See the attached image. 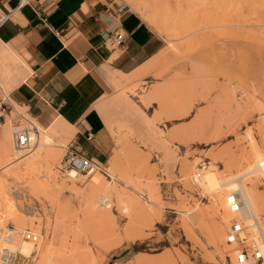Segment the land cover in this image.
<instances>
[{
    "label": "rangeland",
    "instance_id": "rangeland-1",
    "mask_svg": "<svg viewBox=\"0 0 264 264\" xmlns=\"http://www.w3.org/2000/svg\"><path fill=\"white\" fill-rule=\"evenodd\" d=\"M158 1L169 5L116 0L163 38L164 50L106 99L115 150L107 164L95 161L93 174L71 182L62 170L73 138L61 125L49 129L56 120L43 127L14 103L4 114L0 108V130L10 129L12 140L16 128L35 122L51 136L55 153L48 162L17 169L9 166L17 153L5 157L6 138H0V199L13 200L25 219H6L0 234L9 227L24 241L27 230L50 235L53 264H238L240 247L226 239L233 222H260L264 230V214L255 218L242 202L240 216L232 214L218 198L223 190L209 192L201 184V174L212 170L232 182L224 191L236 189L233 179L241 176L248 190L264 194L262 176L255 184L257 177L246 174L248 154L262 147L264 134V0ZM15 66L20 82L26 80V65ZM0 86V105L11 102L15 88L1 77ZM36 184L47 192L34 193ZM103 195L109 198L100 203ZM219 225L225 236L218 246L211 233ZM31 260L38 264L35 255Z\"/></svg>",
    "mask_w": 264,
    "mask_h": 264
},
{
    "label": "crops",
    "instance_id": "crops-1",
    "mask_svg": "<svg viewBox=\"0 0 264 264\" xmlns=\"http://www.w3.org/2000/svg\"><path fill=\"white\" fill-rule=\"evenodd\" d=\"M120 7L126 6L116 0H0V77L15 88L8 103L43 127L56 120L49 129H67L75 149L102 165L115 150L106 99L164 50L163 38L139 14ZM122 33L124 43L112 46ZM19 62L30 72L22 82ZM9 130H0L3 155Z\"/></svg>",
    "mask_w": 264,
    "mask_h": 264
},
{
    "label": "bare ground",
    "instance_id": "bare-ground-1",
    "mask_svg": "<svg viewBox=\"0 0 264 264\" xmlns=\"http://www.w3.org/2000/svg\"><path fill=\"white\" fill-rule=\"evenodd\" d=\"M157 2H159V1L157 0ZM161 2H162V4H161ZM188 2H189V0H188ZM188 2H186V3H188ZM158 4L161 6L163 5V7H165V5L166 6L169 5V2L168 1L167 2L166 1H160ZM2 53L3 52H1V54ZM0 91L2 93H5V90L1 86H0ZM2 102H7V101L3 100ZM9 106L11 108L10 104H9ZM4 113L5 112L2 111V114H4ZM18 114H19L18 116H21L22 118L24 117L21 115L20 112ZM23 119H25V121H28L25 117ZM29 124H30V127L24 126V127L16 128L17 130L13 133V140L10 138V142L8 144V149L5 152V155H8V156L10 154L9 152H12V150H14L17 153V157L15 158V161L13 163L9 164V166L10 165L11 166H13V165L17 166L16 167L17 169H24L23 168L24 166H25V168L35 167L39 163L48 162L51 160V158L52 159L55 158V157L53 158L55 153L53 151H51L52 149L51 150L49 149L52 145H54L51 136L45 131L44 128H42L38 124H35V122L34 123L29 122ZM262 125H263L262 129H259V131L261 133H263V130H264V123ZM23 129L30 130V137H31L30 147L32 148V146L34 144L36 146V148H35L36 150L32 154L30 152L26 153V151H30L31 148L30 149H18L16 147L15 139H14L15 133H17ZM12 142H14V143H12ZM257 145H255L253 147V155L249 156V154H248L249 159L246 158L250 162L246 174H248V176L257 177V179L255 180V184H257V182L261 178V176L264 180V154L262 153L264 150L261 149L262 147L264 148V134H262V144H261L262 147L260 148ZM245 162H246V160H245ZM95 171H96V168L94 169V171L92 173L84 174V176H87V175L89 176V175L93 174ZM201 172H200V174H201ZM67 173H68L67 176L71 182H75V180L77 182L82 175V174L77 173L75 170H69ZM201 175H202L201 184L205 189H208L209 192H215V191L223 190L220 194H218V198L227 202L228 209L232 214H238L240 216V213H241V203L240 202H242L243 205L245 204V208H247V211L252 216H254L255 218H257L258 213L264 214V194L258 193L255 188L252 190H248L243 185V183L240 181L242 179L241 176H238L236 179H233L235 182H238L236 189H233V191H230V190L224 191V189L227 187V185L231 184L232 182L227 184V182H225V180L223 181L222 178L220 176H218L217 173L213 172L212 170L205 171ZM195 177L199 178L198 175H195ZM198 182L200 183V181H198ZM46 188H47V186H45L43 184H36L34 186V193L39 192V191L43 193V191H46L45 190ZM38 195H39V193H38ZM108 198L109 197H107L106 195H103L102 198L100 197V203L102 201H107ZM8 201H9V203H8ZM6 205L8 207H6ZM7 208H8V211L6 212ZM17 210H19V209H16L15 204L13 203V200L10 201L7 199L3 203L2 198H1L0 199V223L1 222L3 223V221H5L6 219H8V220L12 219V221L14 220L16 224H21V222L25 221V219L22 217V215H19L17 213ZM77 223H80V222L77 220ZM234 224L239 225L241 227V231L237 234H234L235 239L233 242H230L229 237L231 235V232H233L232 228H233ZM7 228H8V229H6L7 232H2L0 234L1 235L0 238L3 242V244H1L3 246H2V248H0V250L9 249L15 254H20V255H23L26 257L27 256L31 257L32 255H35V258L37 259L38 264H51V263L53 264V261H54L56 256H55V253H54V250L52 247L53 244H52L50 235H47L46 238H43L41 236V234L31 231L32 233L37 235L38 241L37 242H33V241L27 242V241H24L21 239V234H20V232H18L19 231L18 228H16L17 234L19 233L18 234L19 238H17V239L14 238L15 230L13 228H9V227H7ZM184 228H185L186 234L190 238H193L194 237L193 231L190 230V228H188L187 225ZM245 229H247V231H248L247 234L245 232ZM7 234L13 235V239L10 240L11 242H8V241L5 242L4 241V240H6L5 236ZM24 234L22 235V237L24 236ZM224 236H225V232H224V229L222 228L221 225L216 226L211 233L212 241L218 246L221 242H223ZM41 237H42V239H41ZM226 239H227V244L230 246H233V248H235L234 246L240 247V249L238 250V254L236 253L238 264H260V261H258V260H261L262 264H264V230L260 226V222H255L252 225L245 226L243 221H235L231 225L230 230L227 233ZM246 242H250L251 245L254 247L246 246L245 245ZM219 250H221V249L219 248ZM245 250L248 252V255L246 258L243 257L244 261L242 262L240 258H241L242 254L245 255ZM235 251H237V249ZM257 254L260 255V258L257 257ZM0 264H2L1 259H0Z\"/></svg>",
    "mask_w": 264,
    "mask_h": 264
},
{
    "label": "built area",
    "instance_id": "built-area-1",
    "mask_svg": "<svg viewBox=\"0 0 264 264\" xmlns=\"http://www.w3.org/2000/svg\"><path fill=\"white\" fill-rule=\"evenodd\" d=\"M126 7H120L118 9L119 13H122L125 10ZM125 41V34H116L110 39V44L112 46H121ZM0 108L3 112H6V110H11L9 104L7 102H2L0 105ZM15 144L18 149H30L31 145V137H30V130L23 129L17 133H15ZM97 167L96 162L83 154L81 151L75 149L73 144L68 147V152L65 156V159L62 163V170L64 172H68L69 170H75L79 174H90L94 171V169ZM233 232H231V235L229 237V241L233 242L235 239L234 234H237L241 231V227L239 225H233L232 228ZM5 242H11L10 240L13 239L12 234H7ZM24 239L27 241H33L37 242L38 237L31 231L27 230L24 234ZM248 252L245 250V255H241V261L243 262V257H247ZM257 257L260 258V255L257 254ZM0 259L2 261V264H32L31 257H26L20 254H15L9 249H3L0 250ZM260 264H262L261 260Z\"/></svg>",
    "mask_w": 264,
    "mask_h": 264
}]
</instances>
